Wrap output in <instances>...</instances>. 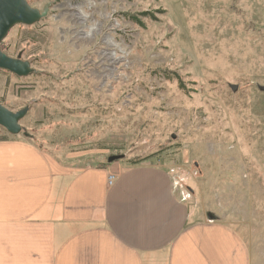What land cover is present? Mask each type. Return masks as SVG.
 Segmentation results:
<instances>
[{
  "label": "rangeland",
  "instance_id": "rangeland-1",
  "mask_svg": "<svg viewBox=\"0 0 264 264\" xmlns=\"http://www.w3.org/2000/svg\"><path fill=\"white\" fill-rule=\"evenodd\" d=\"M27 1L48 16L1 47L36 72L0 70V104L29 107L28 135L0 138L83 167L150 161L264 264V0Z\"/></svg>",
  "mask_w": 264,
  "mask_h": 264
},
{
  "label": "crops",
  "instance_id": "crops-1",
  "mask_svg": "<svg viewBox=\"0 0 264 264\" xmlns=\"http://www.w3.org/2000/svg\"><path fill=\"white\" fill-rule=\"evenodd\" d=\"M0 264H250V257L231 227L191 208L164 168L77 166L10 137L0 141Z\"/></svg>",
  "mask_w": 264,
  "mask_h": 264
},
{
  "label": "water",
  "instance_id": "water-1",
  "mask_svg": "<svg viewBox=\"0 0 264 264\" xmlns=\"http://www.w3.org/2000/svg\"><path fill=\"white\" fill-rule=\"evenodd\" d=\"M50 4H46L42 10L31 6L27 0H0V70L8 71L18 77H26L36 69L28 60L21 58V55L12 57L3 51L1 44L9 32L16 25L31 26L40 22L48 16ZM234 91L237 85H232ZM29 107H24L18 111H13L5 105L0 104V126L12 135H19L24 132L21 120L26 116ZM28 135L27 132H24ZM118 156H110L108 162L117 160ZM209 220H214L215 216L208 213Z\"/></svg>",
  "mask_w": 264,
  "mask_h": 264
},
{
  "label": "trees",
  "instance_id": "trees-1",
  "mask_svg": "<svg viewBox=\"0 0 264 264\" xmlns=\"http://www.w3.org/2000/svg\"><path fill=\"white\" fill-rule=\"evenodd\" d=\"M142 15L145 16V17L155 18L154 15H152V13H150L149 11L142 13ZM133 20H135L136 22H140L137 18H134ZM180 83H181V81H180ZM24 132H26V131H24ZM13 138H17V137L15 136ZM7 139H10V138H8V137L5 136V137L0 138V141L7 140ZM139 162H141V161H135L133 163H139Z\"/></svg>",
  "mask_w": 264,
  "mask_h": 264
},
{
  "label": "built area",
  "instance_id": "built-area-1",
  "mask_svg": "<svg viewBox=\"0 0 264 264\" xmlns=\"http://www.w3.org/2000/svg\"><path fill=\"white\" fill-rule=\"evenodd\" d=\"M115 177H116V176H115V175H113V174H110V175H109V177H108V181H109V183H110V184H112V183H113V181H114Z\"/></svg>",
  "mask_w": 264,
  "mask_h": 264
},
{
  "label": "bare ground",
  "instance_id": "bare-ground-1",
  "mask_svg": "<svg viewBox=\"0 0 264 264\" xmlns=\"http://www.w3.org/2000/svg\"><path fill=\"white\" fill-rule=\"evenodd\" d=\"M80 14H81L82 19H83V20H86V16L83 15V12H80V13H79V16H80ZM79 18H80V17H79ZM94 29H95L94 27L91 28V30H94Z\"/></svg>",
  "mask_w": 264,
  "mask_h": 264
}]
</instances>
